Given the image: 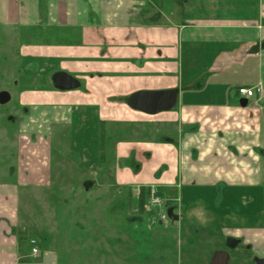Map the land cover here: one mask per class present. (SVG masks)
Returning a JSON list of instances; mask_svg holds the SVG:
<instances>
[{
    "label": "crops",
    "instance_id": "crops-1",
    "mask_svg": "<svg viewBox=\"0 0 264 264\" xmlns=\"http://www.w3.org/2000/svg\"><path fill=\"white\" fill-rule=\"evenodd\" d=\"M181 1L166 3L168 12L155 20L139 0H0V25L24 44L29 80L23 104L41 123L75 124L77 117L91 137L103 127L114 144V181L122 189L156 184L175 199L184 186L262 184L264 0ZM35 67L47 74V84L32 75ZM59 72L80 85L57 89ZM240 87L254 88L255 97L239 96ZM165 90H178L170 111L147 114L128 104L133 94ZM165 164L169 170L156 176ZM19 185L2 187L15 191ZM230 218L264 223L262 216L233 212ZM0 221V264H58L49 251L35 260L26 230L9 215ZM255 227L249 236L259 245L264 226Z\"/></svg>",
    "mask_w": 264,
    "mask_h": 264
},
{
    "label": "rangeland",
    "instance_id": "rangeland-1",
    "mask_svg": "<svg viewBox=\"0 0 264 264\" xmlns=\"http://www.w3.org/2000/svg\"><path fill=\"white\" fill-rule=\"evenodd\" d=\"M169 1L139 0V8L149 9L150 18L160 20L161 13L168 12L166 3ZM17 39L15 30L0 25V92L14 95L8 105L0 104V216L9 215L20 230H26L29 238L39 241V255L33 256L30 251L35 260L42 258L43 251H49L56 254L58 264H183L185 261L193 264L203 252L198 246L188 247L186 234H180L181 227L215 231L232 224L231 218L220 215L223 208L229 206L238 214L246 212L249 193L256 188L237 185L238 191L229 197V185L223 181L214 188L183 185L176 189V196L181 199L178 205L185 210L194 208L190 213L192 220L173 225L168 218L160 223L162 211L167 213L164 204L170 203L165 201L161 207H146V212L139 214L135 196L114 183L113 155H104V159L100 155L98 134L101 131L93 133L94 139L88 146L84 137L91 136V131L88 124L76 123L77 117L76 124L68 122L61 126L41 123L38 116L27 117L18 127L9 123V115L19 114L11 110L13 105L23 104L28 92L29 78L26 68L22 67L24 44ZM31 72L45 84L50 81L38 67ZM83 127L85 129L80 131ZM82 138L85 149L74 147ZM166 170L169 166L162 165L156 176L160 177ZM18 180L21 186L15 191L2 187ZM85 180H97L99 184L91 185L87 191L83 186ZM185 190L189 197L182 202ZM7 195L14 199L13 205L12 202L7 205ZM200 196H204L201 203L189 201L190 197ZM127 199L133 203L128 205ZM258 210L251 208L250 212L254 215ZM0 224L4 226L1 221ZM34 231H38L37 234H33ZM208 242L205 255L209 258L218 242Z\"/></svg>",
    "mask_w": 264,
    "mask_h": 264
},
{
    "label": "flooded vegetation",
    "instance_id": "flooded-vegetation-1",
    "mask_svg": "<svg viewBox=\"0 0 264 264\" xmlns=\"http://www.w3.org/2000/svg\"><path fill=\"white\" fill-rule=\"evenodd\" d=\"M61 82L66 83L64 79H62ZM3 92H7V91H2L0 92V94ZM13 96L14 95L13 94L10 95V93H9L8 99H7V96L5 98H2L1 96L0 97L1 106L8 105L9 103H11L13 100ZM247 99H250V98H247ZM246 102L248 103L247 100ZM13 106L14 107H12L11 110L14 112L15 111L19 112V114H17L16 116L9 115L7 120H9V123L11 124H16V126L17 125L21 126L20 123L22 124V122H24L27 117H30L29 107L24 104L19 105L17 104V102ZM103 134L104 136L101 135V132L100 134H98L100 137V143H101V149H102V152L100 153V155L102 159H104V155L106 156L108 154H112L113 161H115L113 141L110 140L109 138L107 140V133L105 132L104 129H103ZM84 138H85L84 140L85 145L87 144L88 146H91L90 141H93L92 139L93 137L88 136ZM108 141L110 142V144L108 143ZM74 147L85 149V147H83V138H82V141L80 143L75 144ZM53 148L54 147L51 146V151ZM12 171H14V168ZM94 184L95 186H97L99 183L97 180H85L83 186L88 191L90 186ZM240 186H243L241 188H245V187H251L254 189L256 188V190H253L249 193L250 202L247 205L248 209L246 210V212H243L242 214L240 213L239 215L240 216L253 215L250 212L251 208H259V210L255 212L254 216H262V220H264V185L258 183L256 185H240ZM228 187L230 188L229 191L233 192L232 194H236V191H238L239 189L238 188L239 186H228ZM143 188L146 189L148 193L146 192L144 204L142 206L141 199H142ZM127 191L132 197L133 195L135 196L133 198L136 200V203L138 205V212L140 215L146 212V207H151V208L161 207L166 201L170 203V205L168 206L164 204L165 209H167L166 210L167 213H165V211H162V214H160L161 217L159 218L158 222L163 223V221H166L169 218L172 224L174 225L176 223H184L186 221L188 222L192 220L190 213L193 211L194 208L190 207V209H188L187 207V210H185L184 207H180L178 203L181 199H179V197H176L175 199H173L165 192V189L159 185L155 184V185H150V186H140L136 189H131V188L127 189ZM154 199H158V201L153 202ZM127 202H128V205L130 204V202L133 203L131 199H127ZM260 207L262 208L260 209ZM230 209L231 207H229V210ZM233 212L235 214H238L233 210L231 213L230 211H227V212L221 211L220 215L222 217H227V219L229 220L230 215ZM217 213H219V211H217ZM231 222H232L231 225L217 228L215 231L209 230L206 232H201L200 229H197V228L192 230L191 226L180 228V234H183V235L186 234L187 241H188V243L186 244H188V247L190 249H193V248H196V246H198L200 248V251L203 252L200 259L194 260L193 264H258V262H261L264 260V243L257 245L256 243L253 242L252 238H250L249 236L250 230L256 229L255 226H261V225L264 226V223L253 221V220L248 221V222H237V221L234 222L231 220ZM258 229H261V228H258ZM29 240L30 238H28V241ZM209 240H215L218 243L216 245L215 251L208 258L206 257L205 252L207 248L209 247V244H208ZM29 246H30V243H29ZM191 263L192 261H185L183 264H191Z\"/></svg>",
    "mask_w": 264,
    "mask_h": 264
},
{
    "label": "water",
    "instance_id": "water-1",
    "mask_svg": "<svg viewBox=\"0 0 264 264\" xmlns=\"http://www.w3.org/2000/svg\"><path fill=\"white\" fill-rule=\"evenodd\" d=\"M264 47V43H263ZM62 79L66 83L61 82ZM54 86L59 90H73L79 86V82L73 77L64 72L56 73L53 77ZM7 99L9 97L8 92H3L0 97ZM178 101V90H165V91H143L133 94L128 98V104L139 111L147 114H156L159 112L170 111L173 109ZM247 102L243 104L246 106ZM217 257V256H216ZM258 264H264V260L258 262Z\"/></svg>",
    "mask_w": 264,
    "mask_h": 264
},
{
    "label": "built area",
    "instance_id": "built-area-1",
    "mask_svg": "<svg viewBox=\"0 0 264 264\" xmlns=\"http://www.w3.org/2000/svg\"><path fill=\"white\" fill-rule=\"evenodd\" d=\"M145 1V0H144ZM237 93L239 96L241 97H245V98H253L256 95L255 89L254 88H246V87H240L237 90ZM158 199H154L153 202H157ZM30 246H31V252L33 256H38L40 253V249H39V241L34 238L31 237L29 240Z\"/></svg>",
    "mask_w": 264,
    "mask_h": 264
},
{
    "label": "trees",
    "instance_id": "trees-1",
    "mask_svg": "<svg viewBox=\"0 0 264 264\" xmlns=\"http://www.w3.org/2000/svg\"><path fill=\"white\" fill-rule=\"evenodd\" d=\"M101 135L104 136V134H103V127H101ZM142 192L143 193H142V199H141L142 200V204L141 205L143 206L147 191H146V189L143 188ZM24 235H25V233H17V239H18V242L19 243H23L25 241V239L22 237Z\"/></svg>",
    "mask_w": 264,
    "mask_h": 264
}]
</instances>
